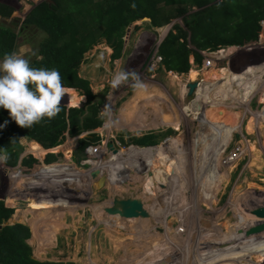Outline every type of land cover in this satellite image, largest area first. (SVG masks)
<instances>
[{
    "label": "rangeland",
    "instance_id": "rangeland-1",
    "mask_svg": "<svg viewBox=\"0 0 264 264\" xmlns=\"http://www.w3.org/2000/svg\"><path fill=\"white\" fill-rule=\"evenodd\" d=\"M52 1L28 0L26 6L36 5L35 9L43 3L53 5ZM176 1L181 6L165 8L159 17L160 26H153L148 19L135 22L109 43L100 37L85 53L78 75L89 82L98 122L95 129L79 136L66 135L61 144L67 147L63 162L65 158L70 164L63 172L71 174L75 183L72 186L69 181V188L56 192L66 199L39 197L37 202L30 198L28 204L33 207L14 203L16 209L9 219L18 212L19 222L31 226L27 242L34 260L52 264H161L174 254V264H201L205 260L215 264V258L218 264H256L260 257L264 264V219L261 223L252 221L258 220L253 212L264 207V89H259L264 87V20L257 37H242L241 43L221 45L216 51H198L190 41L195 16L222 0ZM176 29L187 35L189 48L203 57L202 64H197L191 53V67L184 74L169 71L160 55L161 45ZM36 40L34 48L39 47L41 35ZM259 67L260 74H256ZM117 71L136 72L147 89H133L131 79L113 89L110 81ZM231 84L236 90L233 94ZM206 88V101L196 103L194 91ZM72 91L73 106L68 93L61 105L85 107L86 96ZM219 91L222 94L217 95ZM218 96L223 99L217 101ZM106 104L111 105L113 118L119 120L118 127H103L107 117L100 118V113ZM136 113L149 124H144V119L135 124ZM148 135L153 136L152 144L134 143V139ZM82 144L100 146L101 157L84 154L78 159L83 154ZM109 146L117 151L115 155ZM135 146L140 148L137 154L132 149ZM238 147L244 148V153L234 164H228L229 154ZM25 148L20 143L15 166L12 159L0 164L3 204L9 189L10 193L17 192L19 186L18 175H6L7 168L14 173L20 169L21 173L22 167H42L38 163L28 165L29 156L21 158ZM132 156H146V164L135 161L134 168L124 169ZM96 169L100 174L91 176ZM146 169H152L158 180L148 192L144 180H139ZM130 172L133 181L130 179V184L116 193L113 177L128 173L129 178ZM130 188L134 189L129 194ZM127 196L134 199L124 204V212L108 215L107 210L117 206L116 199ZM130 209L135 214H127ZM242 227L252 235H243ZM262 235V241L257 242ZM248 241L250 245H244ZM225 249L243 253L220 261L218 257Z\"/></svg>",
    "mask_w": 264,
    "mask_h": 264
},
{
    "label": "trees",
    "instance_id": "trees-1",
    "mask_svg": "<svg viewBox=\"0 0 264 264\" xmlns=\"http://www.w3.org/2000/svg\"><path fill=\"white\" fill-rule=\"evenodd\" d=\"M52 2L53 5L43 3L35 8L26 21L34 25L43 35L39 45L41 59L33 62L32 66L58 69L64 86L82 93L86 96L87 103L81 108H67L61 105L62 110L56 117L51 119L45 117L31 128L19 126L12 119L9 110L0 107V149L7 150L14 166L18 162L21 138L34 141L44 149H53L63 143L66 135L76 137L97 127L98 107L96 104H91L94 96L90 91L89 82L78 75V69L84 62L85 53L100 37H104L109 43L113 37L119 38L122 31L133 23L144 19L150 20L153 26L158 27L159 17L165 8L181 6L176 0H53ZM263 20L264 0H222L196 14V26L191 31L190 41L198 51H216L221 45L231 46L241 43L242 37H257ZM177 32L179 34H176ZM176 33H171L163 42L160 55L164 58V64L169 71L184 74L190 70L191 53L197 64H202L203 57L189 48L186 34H182L177 29ZM2 40L3 37L0 36V42ZM1 44L2 47H10L5 40ZM152 139L153 136L148 135L134 139V143L141 146L152 144ZM86 147L88 144L85 146L82 144L83 154H79L78 159L83 158ZM50 156L51 154L48 155L50 159L46 164L54 160ZM27 164H37V161L28 157ZM50 172L52 171H43V174ZM27 205L32 206L28 203ZM12 214L13 209L5 207L3 202H0V264H52L39 262L31 257V248L27 242L31 229L21 223L6 225ZM32 228L35 230L36 226L33 225ZM57 231L56 229L55 232ZM257 238V242H261L263 235ZM249 243L250 241L244 245L249 246ZM258 247L260 250L261 244ZM221 252L223 255L220 254L218 257L220 261L226 258H238L243 253L234 254L226 249ZM216 259L215 264H218ZM260 259L258 263L262 264ZM201 264L214 263L205 260Z\"/></svg>",
    "mask_w": 264,
    "mask_h": 264
},
{
    "label": "clouds",
    "instance_id": "clouds-1",
    "mask_svg": "<svg viewBox=\"0 0 264 264\" xmlns=\"http://www.w3.org/2000/svg\"><path fill=\"white\" fill-rule=\"evenodd\" d=\"M29 51L27 47L21 46L18 51L6 53L0 62V107L9 110L12 119L26 128H31L45 117H56L62 110L63 97L70 91L64 86L58 69L32 66L27 58ZM129 79L134 81L133 89H147L136 72L127 71H117L110 85L117 89ZM105 117V129L119 126V120L113 118L110 104H106L100 113V118ZM20 140L23 142V138ZM9 159L7 150L0 149V164H6ZM7 171L12 172L11 169Z\"/></svg>",
    "mask_w": 264,
    "mask_h": 264
},
{
    "label": "crops",
    "instance_id": "crops-1",
    "mask_svg": "<svg viewBox=\"0 0 264 264\" xmlns=\"http://www.w3.org/2000/svg\"><path fill=\"white\" fill-rule=\"evenodd\" d=\"M27 1L28 0H26V1L25 0H21V2L19 3L18 0H16V1H14V0H0V36L3 37L2 41L5 40V43L10 46L9 48H6V47L3 46L4 47L3 48L2 47L3 44H1L2 41L0 42V44H1L0 45V62L3 61L4 55L6 53H11L13 51H18L21 46H25V47H27L30 50L28 55H27V58L30 59L31 64L33 62H35V61H40V59H41V56L39 55V47L38 48H34L33 47V43L37 42L36 39L40 40V35H41V38H43V35L34 25L26 23V21L28 20V17L32 13V11L34 10L33 8L36 5H34L32 7H27L26 6ZM12 3H14V4H12ZM39 45H40V42H39ZM229 87L232 88L234 86L231 84V86H229ZM259 89L263 90L264 87H259ZM69 90L70 91L68 92V96H69L68 101H69V104L71 106H73L71 104L72 97H73L72 96V94H73L72 92L73 91H72V89H69ZM233 91H236V90H234V88H232V94H233ZM145 104L148 105V102H146ZM144 110L146 112L149 109L144 106ZM146 113H148V111ZM138 115L139 114H137V113L135 115V117H136L134 119L135 124L136 123L137 124H141V123H138V121L144 119V118L138 117ZM144 120H145L144 124L145 123L149 124V120H146V119H144ZM132 125H134L133 122H132ZM133 127L137 128V126H135V125ZM20 143H21V145L26 146L25 151L20 155L21 158H23L24 156L32 157V158H34L37 161L38 164H41V165H43V164L44 165H49L50 164L51 166H54V165L57 166L58 165V167H66V168L70 165V164H66L65 163V162H67V160H65V158H64V162H63V159H62V157L67 156V152L64 149V148H67V147H65V146H62V145L60 146L59 145L57 148H54V149H44L38 143H36L34 141H28L25 138H23V142H21V140H20ZM133 151H135L134 152L135 154H137V152H138V150H133ZM145 152H147V151H145ZM131 153H133V152H130V154ZM49 154H51L50 157L53 158L54 160H52L50 163L46 164L47 160L50 159L48 157ZM69 156L71 158L70 154H69ZM134 156H132V157H134ZM19 166H21V164ZM22 168H24V169H21L22 176L20 178H19L20 169L18 171L16 170L15 173L13 171L11 172L12 175H15V174L18 175L17 178L19 180L21 179L22 181L24 180V177L26 175L33 174L34 172H35V174H37L36 172H39V169H40V168H36L35 165H33V167H30L29 169L25 168V167H22ZM8 169H11V168H7L6 169V171H5L6 175L8 173V171H7ZM21 173H20V175H21ZM44 175L47 176V175H49V173L44 174ZM14 178L15 177H13V180H14ZM18 183H19V181H18ZM14 186H15V182L11 185V188H13ZM21 189H22V187L18 186V191L21 190ZM58 190H56V187L51 188V191H58ZM18 191L10 193V189H9V191L7 192V194L9 196L6 194L5 195L6 197H3L4 198L3 201L5 203L4 204L5 207L15 210L16 207H15L14 203L26 204V206L28 207L27 203H28L29 199H27V197L25 198V195H27V193L25 192L22 196H20L21 194L18 193ZM39 196H41V195H39ZM39 196H38V199H34V200H36V201L38 200L37 202H40ZM48 198L52 199V197H50V196H48ZM57 198L66 199L65 195H58L56 197H53V200L57 199ZM29 210H31V209H29ZM31 212H32V210H31ZM31 212H29V213H31ZM34 212H37V211H34ZM15 214L12 216L13 219L8 220V222L11 225H12V223L13 224L22 223V222H19L20 220H18V217H19L18 216V212H16ZM119 214H121V213H119ZM16 218H17V220H16ZM257 219L258 220L256 221V220H254V218H252V221L261 223L260 220L261 219L263 220V218H257Z\"/></svg>",
    "mask_w": 264,
    "mask_h": 264
},
{
    "label": "built area",
    "instance_id": "built-area-1",
    "mask_svg": "<svg viewBox=\"0 0 264 264\" xmlns=\"http://www.w3.org/2000/svg\"><path fill=\"white\" fill-rule=\"evenodd\" d=\"M87 148H85L84 150V154L86 155V157L91 156L93 158H98V159L101 157L100 146L98 145L94 147L88 146ZM63 168L65 167H58V165L51 166L50 164L49 165L43 164L41 169L44 172H47L49 170L52 172H50L49 175L45 176L43 174V171L41 172V169H39V172H36L37 174H35L34 172L33 174L26 175L23 181L21 179L20 180L18 179L20 183L19 186L22 187V189L19 190L20 192L18 191V193H20L21 194L20 196H22L26 192L27 195H25V198L27 197V199H30V198L36 199V196L35 198H33L32 195L37 194L38 196L41 195L39 197L44 198V200L49 199L48 196L52 197V200H53V197L57 196L56 194L57 191H51V188H54V187L60 188L58 190L60 192L64 188V186L69 185L70 183L69 181L68 183H64L65 181L70 180L72 183H75V181L72 180L73 177L71 176V174L69 173L65 174V172H63V171H67L68 169L67 168L63 169ZM23 188L25 189V191H22Z\"/></svg>",
    "mask_w": 264,
    "mask_h": 264
},
{
    "label": "bare ground",
    "instance_id": "bare-ground-1",
    "mask_svg": "<svg viewBox=\"0 0 264 264\" xmlns=\"http://www.w3.org/2000/svg\"><path fill=\"white\" fill-rule=\"evenodd\" d=\"M253 66V65H252ZM253 68V67H252ZM250 69H251V67H250ZM248 70V71H251V70ZM258 69V68H257ZM256 69V74L261 70V67H259V69L257 70ZM193 73H195V72H193ZM259 74H260V72H259ZM254 75V74H253ZM203 88V87H202ZM208 89L206 88V89H199L198 91L197 90H195L194 91V95L196 96H194L195 98H196V100H195V102L197 103V102H199V101H201V100H203V102L204 101H206V96L204 97V94H206V91H207ZM224 91V90H223ZM209 94L211 93V90H209V92H208ZM220 95V94H222V92H220L219 91V93H217V95ZM264 97V96H263ZM221 99H223V98H221ZM220 98H219V96H218V99H217V101H220L221 100ZM262 100H263V98H262ZM196 105V104H195ZM199 106L202 108V103L200 102L199 103ZM199 106H197V107H199ZM147 151V150H146ZM242 153H244V149L243 148H240V147H238V148H236L231 154H229V159H228V161H227V163L228 164H234L235 163V161L240 157V155L242 154ZM127 159V158H126ZM130 161L128 162V163H125V165H124V169H129V167H131V168H134V166H136V165H134V162L136 161L138 164L140 163V164H143L144 163V161L146 160V156L145 157H140V158H137V159H134V157H132V159H129ZM135 162V163H136ZM151 163V162H150ZM225 163V162H224ZM129 164H132V166L130 165L129 166ZM145 164H146V161H145ZM226 164V163H225ZM121 166V165H120ZM151 168H153V166L151 165ZM138 169H140V168H138ZM125 171V170H124ZM136 172V171H135ZM149 172H152V169H146V171H145V174L144 175H142L143 177H141L139 180H144V183H145V187H144V189H146V191L148 192V191H151L152 190V184L154 183V181L156 180V181H158L152 174H149ZM132 173L133 172H130V174H131V176L129 177V178H126L127 176H128V173H124L123 174V176H121V174L119 175V178H118V175L115 177V182H116V193H118L119 191H121V189H122V187H127L128 186V184H130L129 182H130V179L133 181V179H132V176L134 177V175H132ZM121 177V178H120ZM135 179H138V177H135ZM125 182V183H124ZM133 189L134 188H130V192H129V194L133 191ZM117 195V194H116ZM117 197V196H116ZM134 198L133 197H130V196H127V197H124V199L123 198H121V199H116L117 200V202H116V204H117V207H118V211L120 212V213H123L124 212V204H126V203H128L130 200H133ZM119 200V201H118ZM131 203V202H130ZM132 207V206H131ZM134 209V208H133ZM133 209H130V211L129 212H126L127 214H135V212H132V210ZM143 211H145V209L143 210ZM143 211H141V212H143ZM141 212H139V213H141ZM264 223V222H263ZM179 232H180V230H178ZM241 232H243V235H252V234H250L248 231H247V234H246V231H245V227H242V229H241ZM263 234H264V232H262ZM239 234H241L240 232H239ZM257 250V249H256ZM258 251V250H257ZM259 252V251H258ZM259 259V257H257L256 258V260H258ZM256 264H258V261L256 262Z\"/></svg>",
    "mask_w": 264,
    "mask_h": 264
},
{
    "label": "water",
    "instance_id": "water-1",
    "mask_svg": "<svg viewBox=\"0 0 264 264\" xmlns=\"http://www.w3.org/2000/svg\"><path fill=\"white\" fill-rule=\"evenodd\" d=\"M145 20H147V19H145ZM236 140H238L239 139V133H236ZM147 149H150V148H153V146H147L146 147ZM109 149L112 151V153L115 155L116 153H117V151L116 150H114L113 149V147L112 146H109ZM133 150H140V148H138V147H133L132 148ZM100 174V171H99V169H96V170H92V172H91V176H96V175H99ZM149 174H153L152 172H149ZM66 179H68V178H66ZM64 181V180H63ZM68 181H70V180H67V181H65L64 183H68ZM100 182H101V180H100ZM145 192H146V189H145ZM114 207H112V208H109L110 210H107V213H108V215H113L114 216V214H115V212H117L119 209H118V207L116 206V205H113ZM106 211V210H105ZM253 215H255L257 218H263L264 219V207L263 208H260V209H258L257 211H255V212H253ZM6 225H10V223L7 221L6 223H5ZM220 248H221V246H220ZM176 261H177V256L176 255H174V254H170V255H168L167 257H166V259L164 260V262H162L161 264H174V263H176Z\"/></svg>",
    "mask_w": 264,
    "mask_h": 264
},
{
    "label": "flooded vegetation",
    "instance_id": "flooded-vegetation-1",
    "mask_svg": "<svg viewBox=\"0 0 264 264\" xmlns=\"http://www.w3.org/2000/svg\"><path fill=\"white\" fill-rule=\"evenodd\" d=\"M74 184V183H73ZM71 185L69 184V185H66V186H64V188L63 189H67V188H69ZM62 188V187H61Z\"/></svg>",
    "mask_w": 264,
    "mask_h": 264
}]
</instances>
